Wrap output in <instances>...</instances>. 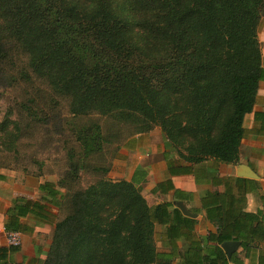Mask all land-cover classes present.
<instances>
[{"label":"trees","instance_id":"16d2710c","mask_svg":"<svg viewBox=\"0 0 264 264\" xmlns=\"http://www.w3.org/2000/svg\"><path fill=\"white\" fill-rule=\"evenodd\" d=\"M263 8L264 0H0V70L25 57L20 77L43 82L67 101L78 144L69 148L57 183L38 186L39 199L11 202L4 232H22L20 220L28 216L51 224L56 209L64 216L53 225L42 264H264V212L246 210V195L258 187L218 172L220 164H239L246 135L264 137V111H254L264 80ZM42 111L33 100L7 111L0 169L27 173L12 161L31 124L47 121ZM93 116L127 125L135 135L160 128L166 148L211 187L190 213L203 211L215 232L198 236L197 220L175 204L149 206L134 181L114 182L110 164H92L110 142ZM81 172L97 179L83 188ZM169 191L182 200L184 193L167 181L162 192ZM225 242L240 243L230 258ZM18 250L0 247V264H17Z\"/></svg>","mask_w":264,"mask_h":264},{"label":"crops","instance_id":"0c3cea01","mask_svg":"<svg viewBox=\"0 0 264 264\" xmlns=\"http://www.w3.org/2000/svg\"><path fill=\"white\" fill-rule=\"evenodd\" d=\"M264 30V22H263ZM264 57V50L262 52ZM255 112L264 111V80L259 84L257 92ZM253 125V114L245 117L244 128L251 129ZM135 138V139H134ZM118 152L117 170L109 172L108 177L118 182L121 180L134 181L140 188L142 196L149 206H155L164 202H181L188 212L200 209V196L211 187L200 177L199 170L182 161L177 152L167 148L160 152L152 150L154 141L151 135H137ZM164 143H165V138ZM243 140L240 146L239 164L251 168L257 175V179H248L255 182L256 190L246 195V210L248 212H264V137H253L245 150ZM245 152V153H244ZM160 155V157H158ZM237 166L220 164L218 172L220 176H236ZM198 173V184L195 182L191 171ZM118 171V172H117ZM120 173V174H117ZM246 179V178H245ZM174 189L184 193L182 200L174 201L173 192L166 190V183ZM42 181L36 183L30 176L12 170L0 169V247L9 246L7 233L4 232V221L6 212L11 207V202L16 198L25 200H37L39 193L37 187ZM161 189L153 192V189L161 184ZM54 211L51 210V224H38L31 216L21 218L20 224L23 228L20 234V245L18 252L12 255V260L17 264H42L46 258V252L51 241L53 230ZM195 232L198 236H205L208 232H215L214 224L205 220L204 212L196 214ZM239 250V249H238ZM237 250V251H238Z\"/></svg>","mask_w":264,"mask_h":264},{"label":"rangeland","instance_id":"374dc122","mask_svg":"<svg viewBox=\"0 0 264 264\" xmlns=\"http://www.w3.org/2000/svg\"><path fill=\"white\" fill-rule=\"evenodd\" d=\"M261 18L262 23L258 32V39L261 51L263 52L264 30H262V25L264 22V15L261 16ZM25 61L26 58L20 56L15 68L4 66L3 69L0 70V121L6 115L7 111L10 109L16 111L19 108L20 103H28V100L40 103V107L43 109L41 113L47 117V121L43 124H31V128L28 130L26 138L18 146V161H12V168L25 167L27 173H24L21 170L12 171L30 176L35 183L37 181H42L43 183H57L59 177L66 169L67 152L69 148L75 147V149L78 150L75 136L71 135L70 124L67 122L71 119L68 112V104L66 100L53 96L43 82L32 77L31 79L33 80L30 83H27L26 79H22L19 75V69L24 66ZM9 69L13 70L10 71ZM13 78H15V81L12 80ZM52 101H56L54 106L51 105ZM92 119L100 124L103 136L109 139L110 142L104 144L102 158H98L99 160H97L94 157L90 162L94 165L108 166L110 164V172L113 173V171L117 170V165L114 163L117 161L116 158L119 154L118 153L116 158L112 160L113 149L118 146L119 152L123 146L129 143L137 135L133 133L129 126L118 124L108 117L93 116ZM80 120L79 122H81ZM26 122L28 121L25 120L24 123ZM73 122H77V120H74ZM147 134L151 135V140L154 141V146L151 148L152 150L160 152L164 150V148L167 149L160 128L154 127L150 132L144 133L143 135ZM253 137L254 136L250 134L246 135L243 144L245 150H247L246 146L250 143ZM66 140H68V143H65ZM158 157H160V155H158ZM96 179L97 175L94 176L92 172H81L79 182L83 188H86L90 184H93ZM52 210L54 211L53 223L64 216V211H58L56 209ZM159 232V229H156L154 240L157 249L161 251L163 248Z\"/></svg>","mask_w":264,"mask_h":264},{"label":"water","instance_id":"95a60500","mask_svg":"<svg viewBox=\"0 0 264 264\" xmlns=\"http://www.w3.org/2000/svg\"><path fill=\"white\" fill-rule=\"evenodd\" d=\"M264 15V8L261 11V16ZM236 176L239 178H246V179H257V175L246 165L240 164L237 167ZM176 207H178L184 215L195 218V214H192L187 211L185 206L181 202L175 203ZM240 247L239 242H225L221 244V248L226 253L227 258H230L231 255L236 252Z\"/></svg>","mask_w":264,"mask_h":264},{"label":"built area","instance_id":"2783aa9c","mask_svg":"<svg viewBox=\"0 0 264 264\" xmlns=\"http://www.w3.org/2000/svg\"><path fill=\"white\" fill-rule=\"evenodd\" d=\"M7 241L9 246L18 247L20 245V234L7 233Z\"/></svg>","mask_w":264,"mask_h":264}]
</instances>
